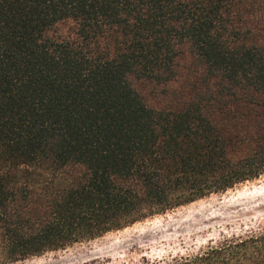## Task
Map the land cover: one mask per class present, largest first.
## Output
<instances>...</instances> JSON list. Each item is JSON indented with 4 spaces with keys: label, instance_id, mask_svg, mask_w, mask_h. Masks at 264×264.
Returning a JSON list of instances; mask_svg holds the SVG:
<instances>
[{
    "label": "trees",
    "instance_id": "obj_1",
    "mask_svg": "<svg viewBox=\"0 0 264 264\" xmlns=\"http://www.w3.org/2000/svg\"><path fill=\"white\" fill-rule=\"evenodd\" d=\"M262 176L264 0H0V264Z\"/></svg>",
    "mask_w": 264,
    "mask_h": 264
},
{
    "label": "rangeland",
    "instance_id": "obj_2",
    "mask_svg": "<svg viewBox=\"0 0 264 264\" xmlns=\"http://www.w3.org/2000/svg\"><path fill=\"white\" fill-rule=\"evenodd\" d=\"M148 102L152 84L134 81ZM264 232V176L135 223L13 264H242L239 244ZM234 259V260H233Z\"/></svg>",
    "mask_w": 264,
    "mask_h": 264
}]
</instances>
